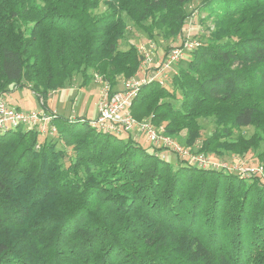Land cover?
<instances>
[{
	"label": "trees",
	"instance_id": "obj_1",
	"mask_svg": "<svg viewBox=\"0 0 264 264\" xmlns=\"http://www.w3.org/2000/svg\"><path fill=\"white\" fill-rule=\"evenodd\" d=\"M192 2L0 0V96L28 86L50 111V91L76 75L113 89L140 69L138 47L120 45L130 22L169 39L207 12L209 36L167 84L142 85L132 112L188 146L200 118H213L202 151L257 150L264 168V0ZM50 112L55 138L0 133V264H264V174L172 162L89 118ZM247 126L250 136L235 135Z\"/></svg>",
	"mask_w": 264,
	"mask_h": 264
},
{
	"label": "built area",
	"instance_id": "obj_2",
	"mask_svg": "<svg viewBox=\"0 0 264 264\" xmlns=\"http://www.w3.org/2000/svg\"><path fill=\"white\" fill-rule=\"evenodd\" d=\"M198 44H200L198 39H193L187 34L181 45L171 48L162 56L159 64L155 63L157 61L154 55L155 43L143 45L139 50L142 61L138 73L126 79L120 89H112L110 85L104 87L96 116L90 119L89 123L99 132L120 136L127 134L133 137V140H139L140 136L144 135L160 155L164 156V153L171 151L199 167L236 171L242 174H246V171H255L254 167L245 168L246 161L242 158H237L236 162L225 163L203 151L195 152L193 147L179 143L168 134L164 125L156 124L150 117L139 119L132 112L134 98L138 96L142 85L153 81L166 84L170 76L176 73L177 65L185 54ZM139 73L141 76H138ZM54 118V113L45 108L23 111L9 102L7 96H0V133L25 127L36 130L43 137H53L57 133Z\"/></svg>",
	"mask_w": 264,
	"mask_h": 264
},
{
	"label": "rangeland",
	"instance_id": "obj_3",
	"mask_svg": "<svg viewBox=\"0 0 264 264\" xmlns=\"http://www.w3.org/2000/svg\"><path fill=\"white\" fill-rule=\"evenodd\" d=\"M200 2L201 0H193L191 5H189V10L194 9V7H196ZM102 9H104L103 4H101L99 11ZM213 27L214 16H209L207 12H202L200 14L196 13L188 19L186 28H184L185 32L183 35L169 39H166L163 36H156V38L151 39L142 28L137 27L136 25H133L132 22H130V29L127 30L126 38L120 45L122 49H127L130 46V43H134L138 47V50H141V47H143V45H148V43L150 42L155 43L156 49L154 50V55L155 57H157V61L155 63L159 64L162 56L171 48L181 45L187 34H189L190 37H193V39L205 40L206 37H208L210 34V29ZM189 55L190 54L185 55L186 60L190 58ZM138 76H141V73H139ZM126 79L128 78L123 75L117 76V84L115 85V87H119V89L122 88V85H124V81ZM82 83L83 78L79 74L76 75L70 82H68L64 86V88L56 91H50V96H48L46 100L47 107H49L50 109L54 108V111L57 110L60 114L73 118H94L96 115L95 113L98 109V104L103 94V89L107 85H110V83L105 81L100 75H95L94 80H92L88 84ZM7 97L9 99V102H11L16 107L19 106V108L23 111H31L44 108L39 95L36 94L28 86H21L19 88L13 89L12 91H9ZM199 123H201L200 126L202 130V136L193 145H187L188 147H193V151L195 152H202L201 148L203 139L207 136H210L216 127L213 118L210 117L200 118ZM253 131L254 128L251 126L242 127L241 129L236 131L235 135L242 133V135L244 134L248 137L253 133ZM53 137L55 138L56 135ZM122 137L127 138V134L122 135ZM175 139L179 143L186 145L183 136L175 137ZM140 142L145 146H152L151 143L146 140V137L144 135L142 136ZM210 154L213 155V158L221 160L225 163L236 162L238 161L237 158H242L246 161L245 168H255V171H246L245 176L253 174H264V168L257 162V150H251V152H249L245 156L231 152H227L224 156H218L214 153ZM164 155L167 160L176 162V153L170 151L169 153H164Z\"/></svg>",
	"mask_w": 264,
	"mask_h": 264
},
{
	"label": "crops",
	"instance_id": "obj_4",
	"mask_svg": "<svg viewBox=\"0 0 264 264\" xmlns=\"http://www.w3.org/2000/svg\"><path fill=\"white\" fill-rule=\"evenodd\" d=\"M119 88V87H118ZM117 87H114V89H118ZM19 107V106H18ZM54 109V108H53ZM53 109H50V111H54ZM98 110V109H97ZM54 112H57V113H59L57 110H55ZM97 113V112H96ZM95 113V114H96ZM96 116V115H95ZM142 139V135L140 136V138H139V140H141Z\"/></svg>",
	"mask_w": 264,
	"mask_h": 264
}]
</instances>
